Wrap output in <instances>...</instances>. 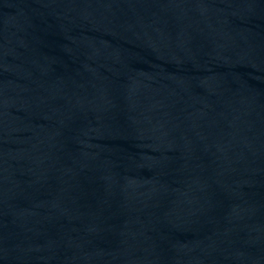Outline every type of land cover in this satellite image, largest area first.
<instances>
[{
	"label": "water",
	"instance_id": "water-1",
	"mask_svg": "<svg viewBox=\"0 0 264 264\" xmlns=\"http://www.w3.org/2000/svg\"><path fill=\"white\" fill-rule=\"evenodd\" d=\"M0 264H264V0H0Z\"/></svg>",
	"mask_w": 264,
	"mask_h": 264
}]
</instances>
